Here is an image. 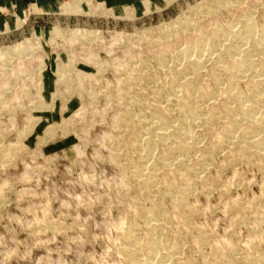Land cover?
I'll return each mask as SVG.
<instances>
[{
  "label": "rangeland",
  "instance_id": "374dc122",
  "mask_svg": "<svg viewBox=\"0 0 264 264\" xmlns=\"http://www.w3.org/2000/svg\"><path fill=\"white\" fill-rule=\"evenodd\" d=\"M56 1L50 10L30 3L12 8V18H0V264H127L120 253V236L136 215L138 200L147 208L158 201L163 205L158 216L166 212L172 216L157 236L162 243L180 244L179 263L169 260L168 264L187 258L195 264H211L215 249L233 255L231 264H264V155L249 151L234 162L228 148H215L205 171L208 175L197 177L194 193L187 196L191 208L185 210L191 211V223L177 232L182 217L173 199L156 195L166 180L172 184L176 180L159 169L148 198L134 183L135 170L125 160L126 153L132 161L139 160L133 126L144 110L154 116L149 107L155 102L157 85L172 93L168 79L173 78L170 71L175 63L168 57L179 59L178 69L194 62L190 59H201L202 75L194 81L198 90L194 95L202 109L209 110L213 99L208 102L199 95L202 88L224 85L210 75L216 71L219 75L217 57L225 50L220 37L229 25L238 29L246 11L260 27L264 0L263 4L260 0H136L135 5L127 0L114 7L104 0H73L79 1L74 7H66V0ZM213 26L222 28V35L212 33L215 39L211 31L220 29ZM190 36L206 37L209 43L214 39L212 43H221L223 49L218 43L204 48L206 41L200 44ZM185 37L191 40L186 39L188 44ZM193 43L200 44L197 48L204 49L203 55L193 50L195 54L188 52L185 58L183 46ZM228 77L225 73L221 80L228 82ZM244 80L238 88L248 95ZM174 107L169 121L177 129L179 107ZM224 116L213 125L197 119L195 142L202 145L200 150L213 144ZM162 147L151 148L150 161H164ZM177 162L171 167L182 169L184 165ZM203 179L214 182L211 191Z\"/></svg>",
  "mask_w": 264,
  "mask_h": 264
},
{
  "label": "bare ground",
  "instance_id": "6f19581e",
  "mask_svg": "<svg viewBox=\"0 0 264 264\" xmlns=\"http://www.w3.org/2000/svg\"><path fill=\"white\" fill-rule=\"evenodd\" d=\"M230 1L232 2L233 0H230ZM76 2L78 3L79 1H76ZM76 2L73 0H70V1L66 0V2H65L66 7H69L70 5H72L74 7V4H76ZM218 2H219V0H218ZM225 2H227V1H225ZM235 2L233 1L232 3H235ZM260 3L263 4L264 2L262 3L260 0ZM93 5H94V3H93ZM209 5H208V7H209ZM211 5H213V4H211ZM216 8H218V6H216ZM216 8H213V9L218 11L219 8L218 9H216ZM206 9H207V7H206ZM209 9H211V8H209ZM215 10L212 11V14L215 13ZM248 10H250V9H248ZM239 11H241V10H239ZM245 14H247V15H245L247 17L246 18L245 17L240 18V21L237 22V23L241 22V24L238 25L239 26L238 29H236V27H237L236 25H235V27L229 25L231 28L228 27V30H226L227 32L225 31L224 32L225 34L223 33L224 34L223 37H220L221 43L222 44L224 43L222 46H225V48H224L225 50L223 51V53L221 51V53L218 54V57H217V61L219 62V65H218L219 66V68H218L219 75L216 74L217 71L216 72H210V75L212 77H214L216 80H218L217 81L218 83H221V85H223V84L224 85L223 86L219 85L218 87L216 86L215 88H202V91L200 92V95H199L200 99L208 100V102L213 99L212 100L213 102L211 101L212 105H210V106H212V108H210L209 110H203L201 107V105H203V104L200 105L196 101L197 97L195 98V95H197V94L195 93V95H194V92L198 91L197 88L195 87L196 84L194 83V81L197 80L200 75H202L201 74V65L203 63H202L201 59H198V60L190 59L191 61H194V62L187 61L189 64L186 67L178 69L177 68L178 64L180 65V63H181L179 61V59L177 61H175L172 57H168V61L170 60L173 63H175V66L171 67L172 70L170 71V75H172L173 78H171L172 80H169L170 78L168 79V81H170V88L172 90V93H170L168 91V88L166 91V88L164 87L166 85L164 83H163L164 84L163 87L165 89H160V88L158 89L159 86L157 85V88L155 87L156 91L153 94L155 96L154 97L155 102L152 103L153 105L149 107L150 111L152 110V112L155 113L154 116L152 113H151L152 116H150V114H149V116H147L146 112H144V111H146L144 109H147V107L146 108L144 107V108H142V111L143 110L144 111L141 112L143 114L140 116L141 120H139L138 122L136 121L137 123L134 122L133 131H132L133 139H134L133 143H135L136 149L140 151V157H139V160L134 162L131 160L132 158L129 157L130 154L126 153L127 156L125 157V160L127 162H129V164L135 170V171H133L134 183L137 185V187L140 190H143L145 196H148V198L149 197L151 198L152 193L154 191L153 189H154V186L156 184V183H154V181L158 178L157 171L159 173V169H163V170L165 169L166 171H164V173H166V175L167 174L171 175V177H173L176 180V184L168 183V181L166 180V182L163 183L161 185V187H159V189H158L159 193H156V195L158 194V196L163 200L166 197H170L173 199V204H174L173 207H175L176 213H179L178 217H180V216L182 217V218L178 219V220L181 219L182 225H180V227H177V228L175 227L176 232H177V229L181 230L182 228H185V226H186L185 224L191 223L190 222L191 221V218H190L191 214H189L191 211L187 212L185 210L186 208H188V210H189V207L191 208V206L187 203V196L194 193L193 186L195 184V180L197 181V177H200L203 172L205 173V171H208L207 169L209 167L207 164L210 163L211 157H212L211 155H212V152L214 151L215 148L217 149L221 145H222V149H223V147H225L226 149L228 148L226 150V151H228L227 154L231 158H233L234 162L237 161V159L242 160L243 156L247 155V153L249 151H250V153L252 152L254 155H257V154H260L261 156L264 155V151L262 150L264 148V19H263V22L261 21L262 23L260 22V25H261L260 26L261 28H260L258 26L255 18L250 14L249 11L248 12L246 11ZM252 14H253V12H252ZM215 16L217 17L218 13ZM204 17L205 16H203V18ZM191 18L192 17H190V19ZM194 20H196V19H194ZM188 21L191 22L192 20H188ZM217 21H218V19H217ZM217 21H216V23H217ZM197 22H199V21H197ZM190 24H192V23H190ZM230 24H232V23H230ZM192 25H190V26H192ZM204 25L205 24L203 23V26ZM188 26L187 27L185 26V27L188 28ZM195 27H196V25L194 26V28ZM217 28H219V26H217ZM217 28H215V29H217ZM196 29L198 30V28H196ZM201 29L202 28H200V30ZM219 29L220 30L212 29L211 36L213 37V35L216 34L217 31H218V33H217L218 35L221 34L222 28H219ZM187 30H188L187 32L189 34H191L189 32V29H187ZM206 33H208V32H206ZM206 33H204V34H206ZM212 33H213V35H212ZM55 34H56V32H55ZM196 34H197V32H196ZM200 35H201V33H200ZM200 35H198V37ZM204 36H202V38ZM192 37H194V36H190V39ZM208 37H210V36L207 35V38ZM188 38L185 37L184 38L185 41ZM205 38H204V40L201 39V37H200L201 40L198 38H196V39L199 42L202 40L206 41L207 38L206 39ZM190 39H188V40H190ZM194 39H191V40H194ZM214 39H212V40L214 41ZM206 42L203 43V44L206 43V45H204V48L209 46V45H211V48L212 47L215 48V45H217V43H218V42L217 43L215 42L216 44H214L212 42L211 43H209L208 41H206ZM176 43L179 44L178 42H176ZM186 43L188 44L187 41H186ZM199 43L202 44L201 42H199ZM221 43L220 44L218 43V44L221 46ZM167 44L166 45L164 44V45L167 46ZM200 44L193 43V44H189L188 46H183V47H186L185 51H184L185 52L184 53L185 58H188V56H187L188 52L191 53V52H193V50H200L199 52L202 56L203 54L201 52L204 49L203 48H201V49L197 48V46H199ZM168 45H170V44H168ZM248 45H250V46L248 47ZM169 47H171V46H169ZM10 48L11 47H9V51L12 50V49L10 50ZM172 48H174L173 44H172ZM160 49H162L161 46H160ZM167 49H168V47H167ZM222 49H223V47H222ZM179 50H181V48ZM211 50H213V49H211ZM20 51H22V50H20ZM8 53H10V52H8ZM192 54H195V53L193 52L190 55L193 56ZM167 55L168 54H165L164 57H166ZM201 56H199V57H201ZM185 58H183V60ZM42 63H43V61H42ZM169 70H170V68H169ZM57 72H58V75L60 77V75H62V74L59 73L60 71H57ZM148 73H150V72H148ZM164 73H165V71H164ZM225 73L228 74V76H229L227 79L228 82H226V81L224 82L221 80L222 75ZM151 75H152V73H151ZM166 75H168V74H166ZM189 75L192 77L189 78L188 77ZM243 79H245L244 82L247 81L246 88L248 87V89L250 91V93L248 95L244 94L243 89L238 88L239 87L238 84ZM182 82H184V83H182ZM166 84H167V82H166ZM162 85L160 84L161 87H162ZM177 87H179V88H177ZM154 90H152V91H154ZM149 97H151V96H149ZM131 102H129V103H131ZM136 102H137V100H136ZM173 105H175V107H176V105L179 107V110L177 112V116L176 115L175 116L178 120L177 122H179V121L181 122V126L177 129H174L173 128L174 126L171 124V121H169L170 116L172 115L171 112L173 110L172 109ZM178 107H177V109H178ZM173 114H175V112ZM222 114H225V116H224L225 122L222 121V123L224 122L223 125L221 127H217L216 134H215L217 136L214 139L215 141H213V144L210 143L211 144L210 146H206L200 150L199 147L202 145L198 146V144L195 142L196 139L199 138V136H197L198 134L196 133V126L199 124L197 119L203 120L205 122V124L207 123L209 125H211V124L213 125L220 120V118L222 117ZM154 118H155V120H154ZM242 120L246 121L247 124H245V123H244L245 125L242 124L243 123ZM176 125H179V124H176ZM197 130L200 131V129H198V127H197ZM237 133H239V135H241L240 138L237 136ZM200 135H202V133ZM172 137H173V141L170 139L172 141V142H170L169 138H172ZM203 138H204V136H203ZM133 143H132V146H134ZM228 143L232 144L233 146H231V147H230V145L227 146ZM158 145L163 146L162 152H164V154L162 152H161V154L164 155V161L162 162L160 160L159 161L155 160L154 162H152V161H150V158L148 157V155L150 153L151 148L154 147V149H155V147ZM251 147H253V149ZM199 150H200L199 153H201V154L198 155V158L195 157L197 159L194 162L191 161L192 162L191 163L190 159L193 156V153H195L196 151H199ZM125 155H123V156H125ZM160 156H162V155H160ZM165 156H167V157H165ZM229 156H226V157H229ZM116 157H117V155H116ZM151 159H153V158H151ZM121 160H123V159H121ZM174 161H176V162L178 161L179 164L184 165L183 168L177 169V166H176L175 169H177V170H174L171 167L172 163ZM233 161H231V162H233ZM150 162H152V166H151L152 168L151 169H150V165H151ZM189 163H191V164H189ZM124 164L122 166H124ZM263 164L264 163H262L261 165L263 166ZM261 168H264V166ZM206 175H208V174H206ZM211 180H212V178H211ZM203 181L206 182L205 187H207L208 190L212 189L214 182L209 183L208 181H206L204 179H203ZM214 181H216V179ZM155 192H157V191H155ZM137 202L138 203L136 204L137 208H136V212H135L136 217L134 216L133 219L131 218L130 222L127 221L129 224L128 225L125 224V225H127V227L124 228L125 229L124 232L122 229V234H121L122 236H120V239H122L121 240L122 242L120 241L121 244H119V245L121 246L120 253L123 257V260L126 261L127 264H168L169 260H174L176 263H179V261H180L179 254H182L179 242L175 241L172 244H165V243H162V241H160L162 238L160 239L159 238L160 235H158L161 232V230L163 229V227H165L164 221H168L170 218L172 219V216L171 217L168 216V214H167L168 212H166L167 215L161 214L160 216H158V214L160 212H163V208H162L163 205L161 206V204L158 201H155V202L152 201L150 208L145 207L143 205V203L140 202L139 200ZM192 208H194V207H192ZM194 209H192V210H194ZM184 211L186 213H184ZM263 217H264V215H263ZM168 225H170V224H168ZM166 227L170 228V226H166ZM167 230L168 229H166V231ZM140 231H141V233H142V231L143 232L146 231L145 233H147V234H145V235L143 233L141 234V233H139ZM260 235H261V232H260ZM262 235H263V233H262ZM157 236H159V237H157ZM201 236L204 237V235H202V234H201ZM261 237L264 238V235ZM249 245H251V244H249ZM215 250L216 251L214 252V255H213V257H214L213 261L214 262H212L211 264H229V263L231 264L230 259H231V257H233V255H231L230 253L229 254L225 253V251H224V253L223 252L220 253L219 249H215ZM118 251H119V248H118ZM187 259L188 260H184V261L181 259L182 262H180V264H195L193 259L192 260H191V258H187ZM250 261H251V259H250ZM252 262H253V260H252ZM257 264H259V262Z\"/></svg>",
  "mask_w": 264,
  "mask_h": 264
},
{
  "label": "crops",
  "instance_id": "0c3cea01",
  "mask_svg": "<svg viewBox=\"0 0 264 264\" xmlns=\"http://www.w3.org/2000/svg\"><path fill=\"white\" fill-rule=\"evenodd\" d=\"M110 6H120L127 0H104ZM56 0H0V18H12L11 9H22L30 3H39L44 9H53ZM133 4H137L136 0H130ZM14 11V10H13ZM15 12V11H14Z\"/></svg>",
  "mask_w": 264,
  "mask_h": 264
}]
</instances>
